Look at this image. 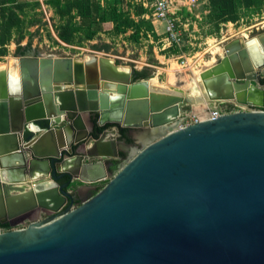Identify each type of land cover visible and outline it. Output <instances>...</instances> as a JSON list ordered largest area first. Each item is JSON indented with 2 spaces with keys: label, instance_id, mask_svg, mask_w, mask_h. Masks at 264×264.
<instances>
[{
  "label": "water",
  "instance_id": "1",
  "mask_svg": "<svg viewBox=\"0 0 264 264\" xmlns=\"http://www.w3.org/2000/svg\"><path fill=\"white\" fill-rule=\"evenodd\" d=\"M240 39L200 73L199 100L239 109L184 126L189 95L109 57H14L18 78L0 71V223L25 226L0 232V264H264V32ZM83 120L135 129L140 146Z\"/></svg>",
  "mask_w": 264,
  "mask_h": 264
},
{
  "label": "crops",
  "instance_id": "2",
  "mask_svg": "<svg viewBox=\"0 0 264 264\" xmlns=\"http://www.w3.org/2000/svg\"><path fill=\"white\" fill-rule=\"evenodd\" d=\"M8 1L10 0H4L5 3H8ZM52 1L53 0H15V3L24 4L26 2H37L39 5L34 8H32L31 5H26L24 9L28 10V15L24 16L23 14H19V17L22 20L23 28L20 33L12 31L9 43L6 44L7 53L13 51L14 49L16 50V43L18 41V45L20 47L19 51H23L25 46H28L30 43H34L33 47H35L36 43L39 45L41 43H46V45L50 46L52 50L58 49L59 47L81 49L84 45H89V47L93 49L92 45L102 47L104 44H106L108 48L109 45L106 43L107 41L115 43L118 42L121 44H124L125 42L132 44V42H134L142 45L144 43L150 44L163 42L161 44L162 46L158 48L159 51H163L160 55L161 58H166L167 51H170V48H173L174 46L177 47V51L174 52L175 54L181 51V48H179V46L175 43L167 42L165 23L164 21L152 17V7L150 4H144L141 1L135 0H122L120 6L123 10L129 12L130 17L134 20V22H146L147 26L143 25L138 33H133L132 28H128L124 33H114L113 22L106 20L100 23V29L93 38L85 39L82 37V33L79 32L73 34V41L66 42L58 35L60 28L65 25L67 19L69 18L72 23H80V15L76 12L75 8L71 9L70 14H63L61 12V6L53 4ZM56 1H60L61 5H64V0ZM94 1L98 2L101 6L105 3L104 0ZM209 4L210 0H199L192 8L183 4L178 5L174 16L180 33L187 31L188 34L193 37L203 31L206 35H211L210 30L217 21L213 17L210 18L211 12ZM136 9L141 10V12L139 14L136 13ZM238 16L239 18L234 22H219L218 34L222 32L223 27L229 29L230 26L237 25V23L243 21L245 18L257 20L259 17L260 22L258 21V23L256 22L254 25H264V0H260L258 5L253 3L245 6L242 4V6L239 7ZM191 32L193 34H191ZM100 40L104 42L97 43ZM164 43H166L167 47H164ZM181 53H183V51H181ZM233 106L234 109H239L238 106L234 104ZM87 189L84 188L83 193H85Z\"/></svg>",
  "mask_w": 264,
  "mask_h": 264
},
{
  "label": "rangeland",
  "instance_id": "3",
  "mask_svg": "<svg viewBox=\"0 0 264 264\" xmlns=\"http://www.w3.org/2000/svg\"><path fill=\"white\" fill-rule=\"evenodd\" d=\"M258 21L260 22L259 17L257 20L245 18L243 21L237 23V25L230 26L229 29L223 27L221 33L213 35H206L203 31L193 37H191L187 31L181 33L179 48H181L183 53L179 51V53L175 54L174 51L170 50L167 51L166 58H161L160 55L163 51L158 50L163 42L144 43L142 45L134 42H132V44L126 42L121 44L107 41L106 43L109 47L105 51L93 50L89 45H84L81 49L59 47L58 49L52 50L46 43H41L40 45L36 43L35 47H33L34 43H30L28 46H25V48L23 47L24 49L21 52H16L14 49L6 55L0 56V64H6L10 61L13 65V58L28 50H33L35 53H39L43 56H70L79 60L89 56L87 54H97L98 57H100V55L109 57L121 68H129L133 76H135V71L145 70L149 74V77H145L144 79H155L158 84L157 86H159L158 88L178 87L188 94L190 88L193 86V79L198 76L199 72L203 71V69L219 61L220 57L224 54L225 45H228V43L235 39L241 41L240 38H251L264 32V25H254L256 22L258 23ZM191 34L193 33L191 32ZM100 42L103 43L104 41L100 40L97 43ZM164 45V47H167L166 43H164ZM215 46L218 47V49H215ZM183 59L185 63L181 64L180 61ZM258 75L259 79L264 78V69L260 70ZM213 106L214 104L212 103L207 105L181 104L180 113L184 116L186 113H197L202 109ZM216 107L226 111L228 108L232 111L238 110L234 109L231 102H221L216 105ZM181 119L182 117L180 116L178 119L179 123ZM114 128L116 129L117 127ZM108 135L110 137V134ZM105 182L101 184L103 185ZM27 220L28 219H26V221ZM24 226L23 224H19L12 228H22Z\"/></svg>",
  "mask_w": 264,
  "mask_h": 264
},
{
  "label": "trees",
  "instance_id": "4",
  "mask_svg": "<svg viewBox=\"0 0 264 264\" xmlns=\"http://www.w3.org/2000/svg\"><path fill=\"white\" fill-rule=\"evenodd\" d=\"M104 5L101 6L94 0H64V5L60 1L53 0L52 3L61 6V12L63 14H70L72 8L76 9V12L80 15V23L75 24L67 19L64 26L59 30V37L66 41H73L74 33H82V37L85 39H91L100 29V23L106 20L113 22L114 33H124L128 28L133 29V33H138L143 25L147 26L146 22L134 20L130 17L129 12L121 8L122 0H104ZM258 5L260 0H210V18L216 19V23L212 26L210 33L218 34L219 22L236 21L238 16L239 7L243 5L248 6L250 4ZM26 5L32 8L39 5L37 2H26L24 4L15 3V0H10L5 3L4 0H0V56L7 54L6 44L9 43V39L12 35V31H20L23 28L22 20L19 14L24 16L28 15V10L24 9ZM140 9V8H139ZM136 13H140L141 10L136 9ZM32 22V21H30ZM29 22V23H30ZM21 38V37H20ZM16 52H21L19 47V41L16 43ZM96 50H107V45L102 47L92 45ZM171 51L176 52L177 47L170 48ZM149 77V74L145 70L135 71V79ZM260 83L264 84V78L260 79ZM230 106V105H229ZM228 110H231L228 108ZM96 117H93V121ZM109 126H117L116 124H105L103 126L94 125L92 131L93 136H97L104 128ZM127 129L119 127L118 131L123 134ZM79 204V201H74V205ZM5 229H8V224H1Z\"/></svg>",
  "mask_w": 264,
  "mask_h": 264
},
{
  "label": "built area",
  "instance_id": "5",
  "mask_svg": "<svg viewBox=\"0 0 264 264\" xmlns=\"http://www.w3.org/2000/svg\"><path fill=\"white\" fill-rule=\"evenodd\" d=\"M141 1L144 4H150L152 7V17L165 23V32L167 34L166 39L169 43H175L179 46V41L181 40V33L176 25L175 13L178 5H187L190 8L199 0H135ZM186 60V59H185ZM181 64H184V59L180 61ZM232 110H223L219 109L216 106L205 108L204 116H201L197 113H186L184 116L181 115L182 119L180 121V126L196 123L202 119H213L224 112H231ZM18 226V225H17ZM3 227L0 228V232L9 230Z\"/></svg>",
  "mask_w": 264,
  "mask_h": 264
},
{
  "label": "bare ground",
  "instance_id": "6",
  "mask_svg": "<svg viewBox=\"0 0 264 264\" xmlns=\"http://www.w3.org/2000/svg\"><path fill=\"white\" fill-rule=\"evenodd\" d=\"M215 49H218V47L215 46ZM88 58H89V56L85 57L82 60H87ZM82 60H80V61H82ZM13 66H14V64L12 65L10 61H8L6 64H0V71H7L11 74L12 77L18 78L17 73H14V67ZM118 69L119 70H126V71L128 70V68L124 69V68H121L119 66H118ZM201 72H199L198 76H196L193 79V86L190 88V92L188 94L182 90L185 95H189V97L194 100V102L191 105H200V104L205 105L204 102H199V100L200 101L202 100L201 96H203V90L201 89V82H200L201 81L200 80V73ZM148 82H149V85H151L153 87H159V86H157L158 84L156 83L155 79H150V80H148ZM198 114L201 116H204L205 109H202L201 111H199Z\"/></svg>",
  "mask_w": 264,
  "mask_h": 264
},
{
  "label": "flooded vegetation",
  "instance_id": "7",
  "mask_svg": "<svg viewBox=\"0 0 264 264\" xmlns=\"http://www.w3.org/2000/svg\"><path fill=\"white\" fill-rule=\"evenodd\" d=\"M81 117H84V116H81ZM88 117H96L95 115H93V114H89L88 115ZM83 124H84V126L89 130V135H92L91 133H92V131H93V129H94V125H96V124H94L92 127L91 126H88V123H87V121H85V120H83ZM112 127H115V126H109V127H106L107 129H110V128H112ZM118 129H119V126H116ZM123 128V127H122ZM105 129V128H104ZM103 129V130H104ZM127 130L123 133V134H120L119 133V135H118V137H117V140L118 141H123L126 145H128V146H132V147H134V146H140V143L138 142V141H136V139L134 138V133H135V129H128V128H126ZM102 130V131H103ZM101 131V132H102ZM100 132V133H101ZM99 133V134H100ZM98 134V135H99ZM97 135V136H98ZM93 136V135H92ZM96 136V137H97ZM130 149H131V147H128L127 149H125V150H123V149H119V154H120V156H121V159L124 157H126L127 155H128V153H129V151H130ZM75 151V150H74ZM120 162V161H119ZM115 165V164H114ZM114 165L112 164V166H110L109 167V170H113L114 169ZM101 183H103V181H100V182H98V183H94L93 185H92V188H90V190L89 191H86L85 193H93V192H95L96 190H98L101 186H102V184ZM3 224V223H2ZM4 224H7V223H4ZM9 226V225H8ZM2 226H1V223H0V228H1ZM9 228H12L11 226H9Z\"/></svg>",
  "mask_w": 264,
  "mask_h": 264
}]
</instances>
